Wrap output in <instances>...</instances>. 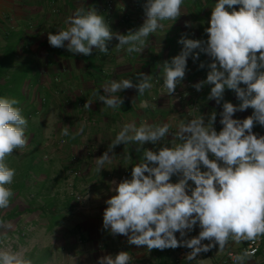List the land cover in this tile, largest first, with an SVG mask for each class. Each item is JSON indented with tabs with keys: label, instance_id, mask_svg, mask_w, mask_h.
Listing matches in <instances>:
<instances>
[{
	"label": "clouds",
	"instance_id": "obj_1",
	"mask_svg": "<svg viewBox=\"0 0 264 264\" xmlns=\"http://www.w3.org/2000/svg\"><path fill=\"white\" fill-rule=\"evenodd\" d=\"M183 4L184 0H144L146 19L127 34L113 32L95 8L80 7L65 19L68 27L55 34L49 32L47 40L54 48L90 56L94 49L107 54V44L115 38L117 50L141 53L150 34L163 27L162 21H176L182 15ZM208 24L207 40L181 37L178 41L183 48L170 63L163 64V86L172 96L185 78L188 58L196 61L200 53L209 56L212 62L207 65L206 79L192 87L200 91L212 85L207 99L217 104L223 100L225 89L233 90L240 101L238 105L223 103L222 129L217 132L214 127L215 111L207 122L203 115L181 121L174 135L168 123L139 127L134 122L125 123L107 150L96 158L95 169L101 172L111 164L109 153L121 144L134 143L140 151L144 144L156 145L171 135V146L163 144L156 151L143 149V162L131 167L130 178L109 182L114 185L109 189L114 195L105 201L103 228L114 236L127 237L129 245L146 247L148 252L185 247L191 250L187 260H195L217 246L218 253H223L230 240L255 244L264 238V135L253 132L255 124L264 126V0H216ZM199 67L204 68V63ZM136 76L135 84L131 79L105 83V95H98V100L116 110L124 101L114 93L136 88L143 95L151 89L150 75L139 72ZM92 103L90 99L83 106L88 109ZM19 104L16 98L0 97V209L8 208L14 196L9 185L16 170L8 166L6 158L28 144V121ZM141 107L147 108V101ZM249 108L253 112L247 118H233L237 111ZM84 127L82 123L79 132L70 134L65 126L61 135L75 139ZM173 175L181 178L173 183ZM4 224L0 219V226ZM197 225L199 234L185 239ZM256 250L251 246L244 249L232 257L233 264H246ZM132 261L128 251H119L101 256L97 264ZM0 264L33 262L23 248L13 250L9 246L0 248Z\"/></svg>",
	"mask_w": 264,
	"mask_h": 264
},
{
	"label": "crops",
	"instance_id": "obj_2",
	"mask_svg": "<svg viewBox=\"0 0 264 264\" xmlns=\"http://www.w3.org/2000/svg\"><path fill=\"white\" fill-rule=\"evenodd\" d=\"M143 3L144 0H0V46L5 45L3 36L9 33L21 34L18 61L31 63L39 83L40 80L44 82H41L39 87L31 89L41 90L42 94L49 96L48 105L41 110L37 128L32 130L34 125L27 120V128L31 129L28 135L27 132L25 135H30L28 139L30 151L38 155L43 152L44 146H48L52 154L54 141L51 139L57 138L58 142L62 128L67 126L70 134H75L79 132L82 123L85 125L83 133L76 135L75 139H72L71 135L65 137L67 143L61 150L63 157L56 158L61 159L60 162L68 160L64 164L69 163L72 156L77 158L80 177L75 182L86 193L89 202L86 209L78 214L76 221H71L68 229H62L63 234L68 235L62 240L59 251L62 259L64 258L62 264H97L101 256L115 255L119 251H128L133 257L132 264H175L177 252L181 248L153 249L148 252L146 247L129 245L127 237L114 236L103 228V212L107 207L105 201L114 195L109 190L114 185H110L109 182L115 180L119 183L122 179L130 178L131 167L143 162V149L156 151L163 144L171 146L173 137L169 135L156 145L146 143L140 151H137L138 145L134 143L121 144L109 153L112 155V163L106 165L101 172L95 170L96 158L107 150L125 123L134 122L137 127L142 124L168 123L171 125L170 133L174 135L181 121L193 119L189 114L190 98L182 101L173 100L167 94L159 93L153 85V80H163V64L170 63L172 58L181 52L183 45L178 43L181 37L207 40L205 29L209 26L211 9L216 0H184L182 15L176 21H162L163 27L150 34L141 53L129 54L124 49L117 50L118 41L115 38L108 42L107 54L94 49L90 56L73 54L66 48H54L47 40L49 32L55 34L66 29L68 25L65 24V19L80 7L86 10L90 7L95 8L104 16L113 32L127 34L129 30L135 31L146 19ZM22 49L27 53L23 54ZM211 62V58L204 53H200L196 61L189 57L185 78L176 89L184 90L187 81L196 84L205 80L210 70L207 65ZM201 63H204V68L199 67ZM43 68L46 70L44 75L41 74ZM139 72L151 76L152 87L143 95H139L136 88L114 93L113 95L120 96L124 101L116 110L107 108L98 100V95H105L103 92L105 83L113 79L116 81L131 79L135 84L138 82L136 74ZM211 87L212 85H205L200 92L199 111L195 117L203 115L207 122L209 114L215 111L217 118L214 127L219 132L223 127L220 124L223 103L227 101L238 105L240 101L235 92L228 89H225L220 104L215 100L210 101L207 96ZM90 99L93 103L86 109L83 105ZM144 101L148 103L147 108L141 107ZM28 109L40 111L41 106L30 105L27 107V113H30ZM252 112L251 108L242 112L237 111L233 118L243 120ZM50 131L54 135L44 136L47 140L43 141L42 133L49 134ZM253 132L258 136L264 135V126L255 124ZM43 161L44 158L34 161L38 172L32 173L35 180L30 182L32 185H38V190H43L52 181L50 180L52 172H49L50 170L45 167L46 162ZM202 170H205L203 166ZM180 178L173 175L171 182L175 183ZM189 185L194 187L192 181H189ZM56 226L57 230L62 227L58 224ZM199 231L197 225L184 238L197 236ZM175 235L178 240L181 239L178 232ZM261 239V250L246 264H264V238ZM242 247L243 242L240 244L229 242L224 252L218 253L217 246L207 252L197 264H222L227 253L239 254ZM48 252L50 257L45 264H54L51 262L54 258L49 250Z\"/></svg>",
	"mask_w": 264,
	"mask_h": 264
},
{
	"label": "rangeland",
	"instance_id": "obj_3",
	"mask_svg": "<svg viewBox=\"0 0 264 264\" xmlns=\"http://www.w3.org/2000/svg\"><path fill=\"white\" fill-rule=\"evenodd\" d=\"M43 71L46 72L45 68H43ZM57 93L59 92L57 91ZM26 95L28 101L22 104V108L26 107L29 101H32L33 99L35 100L34 96L37 97V100H35L36 102H33V104L31 105L35 104L37 106V104H39L41 106L40 111H33L34 109L29 110L30 118L27 117V120L29 121V123L34 125V127L32 128V130H34L37 128L36 124L38 120L41 119V110L45 108V106H47L49 103V96H47L46 94H42L41 90L39 91L38 89L36 91L28 90ZM41 98L42 99L44 98L43 103L40 101ZM30 129L31 128H26V132H27L26 135H28V131ZM53 135L54 134H51V131L49 134L43 132L41 135V139H43V141H46L47 138H45L44 136L48 137ZM61 136L62 135L60 134L58 138V142L56 141L57 138L51 139L52 142L54 141L52 143L54 148L52 154H50L49 152V147L44 146L45 148H43V152H41V154H38L37 155L38 158L36 157L37 159H35V161H38L41 160V158H44L43 162H46L45 167L48 168V170H50L49 172H52V175H50L51 176L50 180L52 181L48 183L43 190L42 189L38 190L39 189L38 185H32V183H30L31 182L30 179H28L29 181L27 183V187L30 186L31 191H34L32 193H36L39 191L41 195L48 194L56 202L64 201V199L67 196H70L66 188V179L68 177L67 169L70 168V165H68L69 164L68 162L64 164L68 160L64 162L65 160L64 159L62 160L63 162H60L61 159H56L57 156L63 157L61 150H63V148L67 143L65 137L63 136V139L65 140L64 143L65 145L64 144H63L64 146L60 145L59 140ZM27 137L29 139L30 135ZM30 152L31 151L28 148V144H27V147L25 149L23 150L17 149L13 152L12 155L6 158V163L8 164V166L16 170V175L14 177L13 183L9 185V187H11L12 190L14 183L18 181L19 173L21 171V167L23 166V161H25L28 158V153ZM57 153H60V155H58ZM33 177L34 174H31L32 181L35 180ZM74 184H75L74 188L77 192L86 195V193H84V191L80 189L79 184H76V182H74ZM30 193L26 192L25 197H21V198L16 197L15 199H13L10 202V206L8 208L0 209V214L3 211L6 212L10 211L14 206L18 207V210L20 212H23L30 205L31 202L30 200L32 199ZM86 201H87L86 206H88L89 203L88 198ZM38 202L40 203V199H38ZM86 206L83 210L73 207L71 210L66 212L62 222L58 224L62 226L61 229L59 230L56 229L57 227L56 225H54V227L53 225L50 226L51 224L50 219L43 217L40 214V212L37 211L34 213L22 214L21 216L14 217L11 220H4L5 222L4 226H0V248L9 247V246L13 250H18L20 248H23L25 250V254L27 257L31 256L32 253L34 254V256H37L38 253L43 252L44 250H49L51 252V256H53L54 258V260H51V262L52 263L54 262V264H62L64 258L62 259L63 256L59 251H61L60 248H61V244L63 243L62 240L65 239V236H68L66 234H63L62 229L64 228L68 229L67 226L70 224V222L76 221L75 219L78 217V214L84 211L86 209ZM33 207L36 209L38 206L33 205Z\"/></svg>",
	"mask_w": 264,
	"mask_h": 264
},
{
	"label": "trees",
	"instance_id": "obj_4",
	"mask_svg": "<svg viewBox=\"0 0 264 264\" xmlns=\"http://www.w3.org/2000/svg\"><path fill=\"white\" fill-rule=\"evenodd\" d=\"M5 40V45L0 46V97H9L16 98L20 101L18 105L20 108L22 104L28 101L26 93L32 87H39L42 82L34 75L35 70L31 63L23 61H18L19 58V47L18 43L20 42L22 36L19 33H9L6 36H3ZM15 41V42H14ZM23 54L27 53L24 49ZM32 90V89H31ZM37 90V89H36ZM35 90V91H36ZM40 91V90H39ZM37 94V93H36ZM35 100H37V97ZM34 99L29 101L26 107L22 108V114L24 117L29 116L27 113V107H29L33 102H36ZM40 106L39 104H37ZM30 110V109H28ZM25 113V114H24ZM27 115V116H26ZM37 157L36 152L28 153V158L23 161V166L19 173L18 181L13 185L14 196L11 198V201L16 197H25L26 192L31 194L30 205L23 212L18 210V207L14 206L10 211H3L0 214V219L11 220L14 217L21 216L22 214L40 212V214L49 218L51 221L50 226L60 224L64 218L66 212L75 207L74 201L71 196H67L64 201L56 202L48 194H40V192L32 193L31 187H27L28 179H31V174H37V168L34 164V161ZM41 190V189H40ZM40 199V203L38 202ZM33 205L38 207L35 209ZM50 254L48 250H44L34 256L32 253L30 258L33 264H44L49 260Z\"/></svg>",
	"mask_w": 264,
	"mask_h": 264
},
{
	"label": "built area",
	"instance_id": "obj_5",
	"mask_svg": "<svg viewBox=\"0 0 264 264\" xmlns=\"http://www.w3.org/2000/svg\"><path fill=\"white\" fill-rule=\"evenodd\" d=\"M41 74H45V72L42 70ZM153 85L157 88L159 93L162 94H167V89L164 88L163 86V80L160 79H154L153 80ZM193 82L192 81H187L185 82V87L184 90H178L176 89L175 93L172 96H168L171 97L173 100L176 101H182L185 100L187 98H190V106H189V114L192 118H194L196 116V114L199 111V102H198V98L200 95V91H197L194 87H192ZM42 103L44 102V98L40 100ZM22 109V107H21ZM28 118H30V115L27 116ZM60 145H63L65 143V140L63 139V136L60 137ZM78 160L75 156H72L69 160V165L70 168L68 170V177L66 179V188L68 190L69 195L72 197L74 204H75V208L77 209H81L83 210L86 206V200L88 198L87 195L77 192L74 188L75 184V180L77 178L80 177V170L78 169ZM87 197V198H85ZM229 242H233V241H229ZM204 243H207V241H204ZM251 246V248H255L257 249L255 252L256 256L259 251L261 250L262 247V239L258 240L255 244H250V242H243V247L241 248L240 253L246 249L249 248ZM191 250L187 249L185 247H181L176 255L175 258V264H197L198 262H200L206 255V253H201L199 254V256L195 259V260H187L185 258L186 254L189 253ZM237 255L236 253L233 252H229L226 254L224 260L222 261V264H233V260L232 257ZM252 256V257H254Z\"/></svg>",
	"mask_w": 264,
	"mask_h": 264
}]
</instances>
